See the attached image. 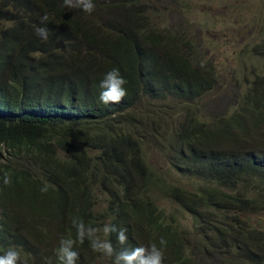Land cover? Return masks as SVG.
<instances>
[{
    "label": "trees",
    "instance_id": "trees-1",
    "mask_svg": "<svg viewBox=\"0 0 264 264\" xmlns=\"http://www.w3.org/2000/svg\"><path fill=\"white\" fill-rule=\"evenodd\" d=\"M93 2L89 14L64 0H0V255L60 264L64 238L75 241L77 264H114L80 243L78 219L117 252L156 243L164 264H264V74L242 75L239 108L205 123L216 77L197 56L192 17L209 9L195 0ZM172 12L188 27L169 24ZM45 14L47 41L35 33ZM113 68L128 94L105 105L100 82ZM157 150L198 176L196 190L160 173L149 160ZM161 196L193 225L168 214ZM105 224L127 229V243L105 236Z\"/></svg>",
    "mask_w": 264,
    "mask_h": 264
},
{
    "label": "rangeland",
    "instance_id": "rangeland-1",
    "mask_svg": "<svg viewBox=\"0 0 264 264\" xmlns=\"http://www.w3.org/2000/svg\"><path fill=\"white\" fill-rule=\"evenodd\" d=\"M240 2L243 5H249L250 9L240 11L237 7L233 8L232 0H195L197 5L205 6L210 13L204 12L205 9L194 11L195 14L192 17L193 31L196 36L194 46L199 59L204 58L202 63L207 62L213 67L216 77L209 104V110L213 115L202 116L201 119L205 123L209 122L213 116L214 118L225 116L227 119L236 108H239L248 88L242 75L250 73L254 80L257 73L264 74V47L262 50H252L257 43L264 41V0L260 2L240 0ZM168 18L169 24L177 22L183 28L189 25L187 20L176 12L169 13ZM170 118H174V112ZM170 158L168 153L162 156L161 151L157 150L149 160L162 171L160 173H163L169 182L196 190L195 185H200L198 176L195 178L175 170L171 166ZM168 169L171 170L169 174ZM159 203L168 210V214L175 213L185 224L193 225V216L173 203L172 199L161 196ZM262 217L264 224V216ZM212 259L202 261V264H217L218 260Z\"/></svg>",
    "mask_w": 264,
    "mask_h": 264
},
{
    "label": "clouds",
    "instance_id": "clouds-1",
    "mask_svg": "<svg viewBox=\"0 0 264 264\" xmlns=\"http://www.w3.org/2000/svg\"><path fill=\"white\" fill-rule=\"evenodd\" d=\"M64 5L68 9H80L91 14L95 11L96 5L93 0H64ZM41 25L35 28V33L42 40L49 39L50 30L47 27L49 17L47 14L40 17ZM11 34L18 36L21 34L20 29H14ZM11 57H8L10 59ZM126 79L121 75L119 68H113L108 71L100 82L99 101L105 105L120 104L127 96ZM4 186H9L12 183L11 177L5 173L2 177ZM49 185L45 184L40 191L47 193ZM73 226L76 228L77 239L83 243L87 238L94 252L102 253L107 257H115L114 264H164V251L162 247H158L156 243L150 246H138L134 249H124L119 252L114 248L111 240L100 239L98 233L100 228L85 225L83 220L74 219ZM105 236L117 234L119 244L124 245L128 241L127 229L118 228L114 224H105L102 228ZM75 241L72 239L60 240V247L57 250V255L60 264H77L80 258V253L74 249ZM160 245L166 247L167 242L163 238L160 240ZM0 264H20V253L15 250H9L4 255H0Z\"/></svg>",
    "mask_w": 264,
    "mask_h": 264
},
{
    "label": "water",
    "instance_id": "water-1",
    "mask_svg": "<svg viewBox=\"0 0 264 264\" xmlns=\"http://www.w3.org/2000/svg\"><path fill=\"white\" fill-rule=\"evenodd\" d=\"M261 218H263V217H261Z\"/></svg>",
    "mask_w": 264,
    "mask_h": 264
}]
</instances>
